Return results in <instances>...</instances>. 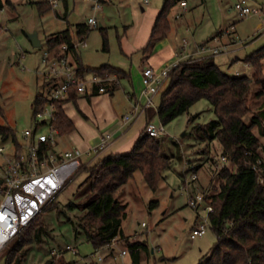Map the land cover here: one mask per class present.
I'll return each mask as SVG.
<instances>
[{
	"label": "rangeland",
	"instance_id": "1",
	"mask_svg": "<svg viewBox=\"0 0 264 264\" xmlns=\"http://www.w3.org/2000/svg\"><path fill=\"white\" fill-rule=\"evenodd\" d=\"M46 1L51 2L3 0L5 6L0 10V125L15 130L19 143L24 142L23 133L27 129L48 131L46 124H35L32 105L37 95L47 92L43 76L47 69L42 60L51 35L67 28L75 31L77 24H88L89 17H96L98 26H92L83 45H79L83 65L98 68L108 64L130 72L147 60L148 54L143 49L167 0H106V3L102 0L101 9H95L86 0H66L67 3L58 0L55 7L42 12L39 4ZM185 1L188 4L186 10L180 8L178 2L168 16L170 30L166 38L172 46L178 48L183 38H187L192 46L195 42L204 43L222 34L219 45L231 40L239 45L233 46L234 51L229 55L217 56L216 64L229 74L239 71L252 77L253 68L245 66L244 60L264 47V34L260 35L264 0H247L260 9L261 14L244 18H240L234 8L241 0ZM176 15L181 17L176 18ZM32 33H37L41 47L32 45L29 38ZM129 87L124 80L122 87L115 90L114 105L120 114L124 112L126 102L123 88L127 90ZM161 93L162 90L154 99L155 108L160 105ZM260 103L261 100L252 96V108L256 109ZM192 116L194 120L190 123ZM215 118L212 104L207 99H201L188 113L165 125L167 132L160 137L161 151L170 158L171 167L164 172L159 189L154 192L142 173L136 171L116 192V197L126 205L122 221L125 238L118 236L96 251L84 234L78 232L77 218L83 215V211L80 208L68 210L66 205L81 201L78 191L87 174L80 171L57 195L55 205L41 213L40 221L49 226L50 232L41 243H32L27 247L21 264H57L62 260L78 264H199L207 257L217 238L209 228L205 235L192 239L199 215L189 204V196L213 194L214 187H219L217 174L220 168L224 165L232 170L236 168L233 163L221 160L222 150L218 140H203L194 128L206 125ZM153 124H162L156 114ZM260 140L264 149V137ZM3 143L12 146L13 140L7 139ZM4 160L0 155V175ZM193 174H197V179L193 178ZM153 202L158 205L152 207ZM62 210L66 213L59 214ZM201 215L204 216L205 212ZM16 242L17 237L0 252V264H6L7 253ZM128 242L147 246L146 250H141L137 263L130 253ZM68 245L76 246L78 253L67 250ZM123 250L127 251L124 255Z\"/></svg>",
	"mask_w": 264,
	"mask_h": 264
},
{
	"label": "trees",
	"instance_id": "2",
	"mask_svg": "<svg viewBox=\"0 0 264 264\" xmlns=\"http://www.w3.org/2000/svg\"><path fill=\"white\" fill-rule=\"evenodd\" d=\"M179 1L165 2L156 17L144 52H151L157 42L167 37L170 30L168 16ZM4 6L5 3L0 0V10ZM52 7L49 1L39 4L42 12ZM91 29L90 24L81 23L75 31L68 28L51 35L47 39L48 50H56L67 44L80 76L93 73L99 76L116 74L129 77V73L108 64L98 68L83 65L78 47ZM104 43L107 47L106 38ZM263 60L264 47L245 58L244 61L253 68L252 77L224 72L216 64L215 57L185 63L172 70L165 83H168L167 86L161 89V102L156 115L163 125L188 113L201 99H207L212 104L216 118L194 128L201 134V139L218 140L222 157H226L236 167L232 170L227 165L222 166L217 174L219 187H214L213 194L208 192L205 195V199L213 206L210 228L217 239L207 257L199 264H264V149L260 140V137H264ZM46 85L49 86V83ZM252 96L261 100L256 109L250 105ZM76 98V90L71 89L69 98L54 100L55 119L52 125L60 136L74 129L63 105L68 100L76 101ZM48 103V93L36 96L32 105L34 119ZM192 119L194 116L190 117V123ZM0 139H12L20 146L16 131L10 127L0 125ZM50 147L44 144L43 150L47 151ZM170 167V158L161 151V138L143 132L131 151L111 153L83 169L87 177L78 191L81 201L66 205L68 210L80 208L83 211V215L77 218L78 232L84 234L86 241L96 251L118 236L125 238L122 221L126 215V205L116 197V192L136 171L142 173L150 188L156 192L164 179V172ZM53 205L55 199L43 211ZM157 205V202L152 203V207ZM61 212L66 213L62 210L59 214ZM41 213L16 236L17 242L7 253L6 264H21L27 247L32 243H41L43 237L49 234V226L40 221ZM128 248L137 263L141 250H146L147 246L139 242H128ZM57 264L78 263L62 260Z\"/></svg>",
	"mask_w": 264,
	"mask_h": 264
},
{
	"label": "built area",
	"instance_id": "3",
	"mask_svg": "<svg viewBox=\"0 0 264 264\" xmlns=\"http://www.w3.org/2000/svg\"><path fill=\"white\" fill-rule=\"evenodd\" d=\"M93 4L95 9H101L102 0H86ZM56 6V0H51ZM147 2V1H146ZM182 9L186 10L188 4L185 0L180 2ZM240 18L249 15H260L261 11L253 7L247 0H241L234 5ZM181 15H177V18ZM88 23L91 26H98L96 17H90ZM260 35L264 34V16L260 25ZM216 45L210 42L195 44L190 47L189 40L183 38L180 41L176 59L162 69L145 67L143 70L144 91L147 96L145 107L154 104L155 96L161 91L167 82L172 70L182 64L201 60L207 57H217L234 51L233 46ZM68 45L63 44L56 50H47L43 56V65L46 69L43 75L49 83V103L43 111L37 113L35 124H46L48 131L40 132L39 129H27L23 133L24 142L18 147L14 142L8 146L0 141V155L5 159L4 168L0 175V252L27 227L32 220L41 213L66 187L81 170L80 157L83 152L79 148L66 150L58 154L54 149L57 141L58 130L52 125L55 119L54 100L69 98L71 89L78 94L93 96L95 94L109 93L120 85V79L116 74L103 76L92 75L89 78L78 75L76 67L70 60ZM236 75L242 73L237 71ZM140 106L135 105L133 111L124 117L126 123L133 122L140 115ZM145 132L154 137H161L166 134V127L163 124L156 126L149 123ZM112 140L111 134L102 137L95 152H101L107 148ZM51 145L46 151L43 145ZM11 147V148H9ZM226 162L227 158L222 157ZM197 179V174H193ZM189 204L195 208L199 215V222L193 229L191 237L203 236L210 228V213L213 206L202 194L189 196ZM205 212V215H201ZM74 254H77V247L68 245L66 247ZM127 251L123 250L122 254ZM101 260V257H99Z\"/></svg>",
	"mask_w": 264,
	"mask_h": 264
},
{
	"label": "crops",
	"instance_id": "4",
	"mask_svg": "<svg viewBox=\"0 0 264 264\" xmlns=\"http://www.w3.org/2000/svg\"><path fill=\"white\" fill-rule=\"evenodd\" d=\"M63 1L67 3L66 0ZM103 1V3H106V0ZM57 2L58 0H56V5ZM221 38L222 34L218 35V37L214 36L212 38L213 40L207 42L219 45ZM83 43L84 41L80 45H83ZM234 43L238 42L231 40L225 45ZM195 44L198 43L195 42L190 47L193 48ZM177 51L178 48L173 47L170 41H168V38L165 37L155 44L151 52L147 53V60L144 61L139 68L131 70L130 72L124 70L129 73V77L118 76L120 79V85L117 87H122V81L124 80L130 85L127 90L123 88L126 102L123 106L124 112L122 114L117 111L114 105L116 102L114 94L117 87L109 93L95 94L93 96L81 95L76 92V101L68 100L63 105L66 115L74 124V129L67 135L60 136L58 134L57 141L53 149L60 154L66 150L79 148L83 152L80 157L82 167L80 171L87 167H91L97 161L111 153H125L131 151L135 142L141 134L145 132L146 126L149 123H153L154 115L157 112V107H154L155 103L152 106L147 107L144 105L147 100V96L144 91L143 70L145 67H153L154 69L159 70L170 65L176 59ZM229 54L230 53H228V55ZM71 62L76 67L73 58ZM230 65L231 64H229V66ZM245 66L250 65L245 63ZM92 75L94 74L87 73L84 76L89 78ZM46 83L48 82H46V78L44 76V85L48 92L49 87ZM137 104L140 106V115L133 122L126 123L124 121V117L130 114ZM107 133L112 135L110 144L103 151L96 153L94 150L95 147L99 145L102 137Z\"/></svg>",
	"mask_w": 264,
	"mask_h": 264
},
{
	"label": "water",
	"instance_id": "5",
	"mask_svg": "<svg viewBox=\"0 0 264 264\" xmlns=\"http://www.w3.org/2000/svg\"><path fill=\"white\" fill-rule=\"evenodd\" d=\"M29 38L33 44L34 47L38 48V47H41V41L39 40L38 38V35L37 33H32L29 35Z\"/></svg>",
	"mask_w": 264,
	"mask_h": 264
},
{
	"label": "snow or ice",
	"instance_id": "6",
	"mask_svg": "<svg viewBox=\"0 0 264 264\" xmlns=\"http://www.w3.org/2000/svg\"><path fill=\"white\" fill-rule=\"evenodd\" d=\"M0 219H2V217H0Z\"/></svg>",
	"mask_w": 264,
	"mask_h": 264
}]
</instances>
